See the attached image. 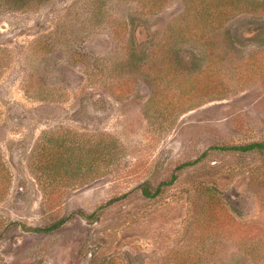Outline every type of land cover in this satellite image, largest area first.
Returning <instances> with one entry per match:
<instances>
[{"label":"rangeland","instance_id":"obj_1","mask_svg":"<svg viewBox=\"0 0 264 264\" xmlns=\"http://www.w3.org/2000/svg\"><path fill=\"white\" fill-rule=\"evenodd\" d=\"M226 1L0 0V264H255L219 205L264 250V0Z\"/></svg>","mask_w":264,"mask_h":264},{"label":"trees","instance_id":"obj_2","mask_svg":"<svg viewBox=\"0 0 264 264\" xmlns=\"http://www.w3.org/2000/svg\"><path fill=\"white\" fill-rule=\"evenodd\" d=\"M239 2V0H227L224 4V9L222 11V15L227 16L229 13L233 12L236 8H237V2ZM1 67V66H0ZM51 134H59L60 132H50ZM49 132H45L41 138V140L39 142H37V144L35 145L33 151H32V156H31V169L33 170V172L39 177V179H41V182L47 180L49 181V184L52 183V176H54L53 174V168H52V163L54 161H57L58 164L62 165L63 164V160H64V156L62 155L63 150L61 149V147L63 148L64 145L61 144L60 142L56 144L52 143L53 146L56 147V159H55V155H53L54 153L51 151V143L50 146L47 142V136H49L50 134ZM62 134V130L61 133ZM81 137H85L86 135L80 133L79 134ZM58 137H61V135H58ZM80 145H85L84 143L80 142ZM74 146H76V144H74ZM236 149L239 150H253V149H258V150H262L264 151V142H253L247 145H239V146H233ZM69 151H71L69 149ZM73 156H77L78 152L76 151V148H73L71 151ZM71 156H68V158H70ZM80 157V156H79ZM79 162L80 160L78 159V157L76 158ZM66 163V162H65ZM11 181V175H10V170L7 167V165L5 164V161L2 158V155L0 153V197L2 195H5V192L7 190V185H9ZM45 183V182H44ZM60 184H56V186H58ZM162 191V187L159 185L154 191H152L150 188L148 187H144L142 189V192L144 195L148 196V197H152V196H156L158 195L160 192ZM208 191L210 192L211 197H213V200L211 202V204L216 201H218V198L215 196L216 192L213 188H209ZM210 204V205H211ZM212 208V205L211 207ZM219 208L222 209L223 211V216H224V229H225V233H227V237L231 238L234 237V233L232 232V229L241 231L240 235L242 236L243 243L248 245L251 249H252V255L254 256L255 259V264H264V255L262 254L264 252V250L262 249L260 251V253H258V244H259V240L256 241V237L254 234H252L251 232H248V230L250 229L249 227L245 226V221H242L241 219H237V217L233 214H231L223 205H219ZM211 218L218 222L219 221V217H217L215 214H210ZM64 222V219H62L61 221H59L56 224H53L52 226H48V227H35V228H30L34 231H49L52 230L56 227H58L59 225H61ZM245 223V224H244ZM239 226V227H238ZM243 226V227H241ZM233 233V234H232ZM256 243V245H255Z\"/></svg>","mask_w":264,"mask_h":264}]
</instances>
